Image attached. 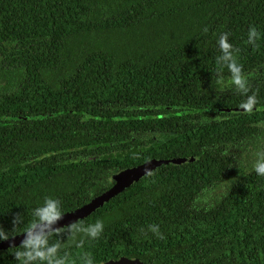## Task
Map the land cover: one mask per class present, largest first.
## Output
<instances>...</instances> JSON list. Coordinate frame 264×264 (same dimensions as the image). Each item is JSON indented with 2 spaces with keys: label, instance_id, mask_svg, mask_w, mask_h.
I'll use <instances>...</instances> for the list:
<instances>
[{
  "label": "trees",
  "instance_id": "1",
  "mask_svg": "<svg viewBox=\"0 0 264 264\" xmlns=\"http://www.w3.org/2000/svg\"><path fill=\"white\" fill-rule=\"evenodd\" d=\"M253 27L255 45L247 43ZM225 33L238 49L247 95L257 98L250 114L226 110L247 96L222 86L230 82L216 62ZM137 134L155 154L139 151ZM259 152L264 0H0V227L9 236L24 231L46 198L64 213L106 190L109 169L152 155L187 157L161 164L78 220H100L103 232L94 240L77 235L83 247L62 234L60 255L74 264L83 253L94 264L120 256L264 264ZM210 192L216 196L203 202ZM18 213L24 223L16 227ZM16 250H1L0 264H19Z\"/></svg>",
  "mask_w": 264,
  "mask_h": 264
},
{
  "label": "clouds",
  "instance_id": "2",
  "mask_svg": "<svg viewBox=\"0 0 264 264\" xmlns=\"http://www.w3.org/2000/svg\"><path fill=\"white\" fill-rule=\"evenodd\" d=\"M258 38L259 33L257 30L254 27L250 28L247 43L255 45ZM217 43L221 55L217 57L216 62L221 69L227 67L231 84L241 94L247 96V99L239 107L245 113L250 114L257 104V98L255 94L247 95L249 92L248 79L243 72L242 65L237 62V58L234 55V51H238V49H233L227 33L222 34ZM217 75H221L219 70ZM257 157L253 168L257 175L264 176V152L257 153ZM32 215L34 219L27 224L23 231L24 239L18 247H13L17 249L13 254L19 264H74V261H71L67 254L60 255V250L64 247L65 241L59 237L67 233V239L75 242L77 247H83L82 239L76 241L77 235L83 234L84 237L94 240L100 236L104 229L103 222L100 220L87 226L83 222L74 221L64 227L53 228L52 226L64 216L61 211L60 201L53 198H46L43 205L33 210ZM22 223H24L22 215L18 213L13 219V224L17 227ZM149 228L159 235L158 226L151 225ZM52 236H56L58 239L55 242H50V237ZM9 238V233L0 227V240L8 241ZM80 260L81 264H94L90 253H83L80 256Z\"/></svg>",
  "mask_w": 264,
  "mask_h": 264
},
{
  "label": "water",
  "instance_id": "3",
  "mask_svg": "<svg viewBox=\"0 0 264 264\" xmlns=\"http://www.w3.org/2000/svg\"><path fill=\"white\" fill-rule=\"evenodd\" d=\"M226 110L234 111V112H244L240 107L227 108ZM188 159L189 158L187 157H171L169 159H166L164 162L178 165L181 162H184ZM159 164L160 161L158 159L152 158V159H148L142 164L118 172L113 176L114 183L110 187H108L106 190L102 191L95 197L91 198L88 202L82 204L81 206L62 213L64 215L63 218L57 221L52 227L53 228L64 227L74 221H78L82 218H85L97 207L101 206L105 201L109 200L111 197H113L123 189L127 188L128 186L132 185L143 174L151 172L154 168L159 166ZM23 239H24V234L23 232H21L19 234L10 236L8 241L0 240V251L10 247L19 246ZM102 264H147V263L143 262L139 258H129L126 256H120L117 259L107 260Z\"/></svg>",
  "mask_w": 264,
  "mask_h": 264
},
{
  "label": "flooded vegetation",
  "instance_id": "4",
  "mask_svg": "<svg viewBox=\"0 0 264 264\" xmlns=\"http://www.w3.org/2000/svg\"><path fill=\"white\" fill-rule=\"evenodd\" d=\"M226 83H228V84H231V81L230 82H228V80L227 81H223L222 82V86L223 85H225ZM232 85V84H231ZM233 86L234 85H232L231 87L233 88ZM150 136L152 137V138H154L155 140H158V135L157 134H150ZM148 136H140L139 134H137V138H139L140 140H141V142L140 143H138V149H139V151H141V152H145V153H156V151H157V149H155V147L153 146V143L152 142H146L145 140H146V138H147ZM133 146L132 145H128L127 147H125V152L127 153L128 151H129V149H131ZM150 149H152L151 150V152H150ZM152 158H154V159H158L159 161H160V164H159V166L161 165V164H164L165 162V160H160V158H157L156 156H149V157H147L145 160H143V161H141L140 163H137V164H132V165H127V166H119V167H117L116 169H109L108 170V173H107V179H105L103 182H102V186H107V188L108 187H110L113 183H114V180H113V176L115 175V174H117L118 172H120V171H122V170H125V169H128V168H132V167H134V166H137V165H139V164H142L143 162H145V161H147L148 159H152ZM171 158V157H170ZM169 159V158H168ZM165 164H169V163H165ZM159 166H157L156 168H158ZM156 168H154L152 171H154ZM151 171V172H152ZM151 172H149V173H151ZM149 173H145V174H143L142 176H144V175H146V174H149ZM142 176H140V177H142ZM139 177V178H140ZM109 184V185H108ZM97 191H100V189H97Z\"/></svg>",
  "mask_w": 264,
  "mask_h": 264
},
{
  "label": "rangeland",
  "instance_id": "5",
  "mask_svg": "<svg viewBox=\"0 0 264 264\" xmlns=\"http://www.w3.org/2000/svg\"><path fill=\"white\" fill-rule=\"evenodd\" d=\"M221 192L220 188L217 189V192ZM219 192V193H220ZM216 196L215 193L213 194L212 192H210L209 194H205L203 197V202H206L210 197Z\"/></svg>",
  "mask_w": 264,
  "mask_h": 264
}]
</instances>
